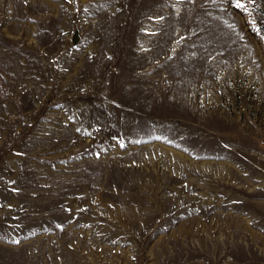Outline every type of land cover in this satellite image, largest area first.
Masks as SVG:
<instances>
[{
    "label": "rangeland",
    "instance_id": "374dc122",
    "mask_svg": "<svg viewBox=\"0 0 264 264\" xmlns=\"http://www.w3.org/2000/svg\"><path fill=\"white\" fill-rule=\"evenodd\" d=\"M254 1L0 0V264H264Z\"/></svg>",
    "mask_w": 264,
    "mask_h": 264
},
{
    "label": "built area",
    "instance_id": "2783aa9c",
    "mask_svg": "<svg viewBox=\"0 0 264 264\" xmlns=\"http://www.w3.org/2000/svg\"><path fill=\"white\" fill-rule=\"evenodd\" d=\"M245 4V8L249 10V14L255 19L256 13L260 11L258 6L255 4V1L253 0H242Z\"/></svg>",
    "mask_w": 264,
    "mask_h": 264
},
{
    "label": "snow or ice",
    "instance_id": "6c2138e0",
    "mask_svg": "<svg viewBox=\"0 0 264 264\" xmlns=\"http://www.w3.org/2000/svg\"><path fill=\"white\" fill-rule=\"evenodd\" d=\"M253 2H254V0H253ZM234 4H235V7L242 9V10H246L245 4L242 3L241 0H234Z\"/></svg>",
    "mask_w": 264,
    "mask_h": 264
}]
</instances>
